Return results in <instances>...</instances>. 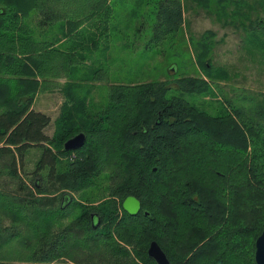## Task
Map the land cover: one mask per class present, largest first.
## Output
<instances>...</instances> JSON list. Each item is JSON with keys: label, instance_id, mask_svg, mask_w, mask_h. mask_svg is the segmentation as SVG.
<instances>
[{"label": "rangeland", "instance_id": "rangeland-1", "mask_svg": "<svg viewBox=\"0 0 264 264\" xmlns=\"http://www.w3.org/2000/svg\"><path fill=\"white\" fill-rule=\"evenodd\" d=\"M203 1L205 5H198L196 0H44V3L42 0H1L9 9L6 15L7 24L13 21L11 26L16 23L15 31L22 30L28 34L30 50L39 48L36 53L41 54V67L45 74L38 76L41 79V88L35 91L33 107L51 116V122L46 128L48 134L54 135L57 132V121L67 104L71 106L73 103H85L84 108L69 109L73 110V114L80 121L89 124L90 119L87 118L86 111L99 118L104 109L112 103L111 96L117 92L118 85L138 90L133 106L127 109L125 114L117 116L123 128L120 123L109 126L106 118L101 119L104 129H108L109 146L105 148H109L108 155L112 161L101 167L100 174L94 177L96 182L83 188L65 189L72 193L74 202L82 203L84 208L89 206L90 212H95L94 210L106 204L110 208L101 214L104 215L108 211L124 214L123 200L127 195H121L120 192L124 189L120 186L124 178L119 172L118 164L134 151L135 145L139 143L138 138L129 135L134 129L127 130L125 125L128 121L135 122V117L141 112L139 93L142 88L151 85L149 93L158 95L161 91L156 89L161 88L163 83L178 81L179 88L167 89L165 97L184 98L194 109H203L208 111V114L227 116L226 113H231L233 118L239 120H236L238 123L241 122L240 126L248 136L245 156L243 152L235 150L233 143L227 141L230 150L225 154L226 159H223L226 169H205L203 165L193 168L196 183L206 187L205 197L216 198L223 205L225 203L227 221L214 219L216 209L209 207L202 216H194L193 220L186 223L188 229L184 230L180 226L181 234L178 230L174 231V237L187 238L194 243L203 239L206 236L204 234L217 233L216 236L221 237L219 228L227 224L230 230L239 231L242 236L238 238L237 248L242 251L241 246H245V254L233 260L232 264H254L251 253L253 254V249L256 253V241L254 246L252 241L254 242L264 223V199L261 206L263 210L260 211L261 207L256 209L252 205L246 185L250 173L243 168L241 159L244 156L248 166L250 164L256 167V174L262 179L261 185L264 186V0ZM170 3L172 6H179L184 16L182 23L175 30H168L162 20V10L169 7ZM20 5H31V8L25 15L19 12L21 19L14 21L12 18ZM42 16L47 17L44 25L40 23L43 21ZM203 50L205 51L202 54ZM222 68L226 73L217 74ZM187 77L207 80V84H202L204 89L201 90H187L182 88L183 84L189 87L188 82L183 83ZM129 91L135 93V90ZM143 114L147 115L148 112ZM152 121L153 114L149 122ZM102 136L105 137L106 134ZM94 140H97V137L91 132L90 141ZM97 143L101 149L102 141ZM54 149H60L59 143L54 144ZM93 149L94 145L91 144V155L94 154ZM28 150L23 167L20 166V174L22 181L30 185L41 149L33 147ZM85 153L86 150L60 154L61 165L73 160L78 154ZM181 159L184 160L183 157ZM61 165L58 164V169H61ZM220 169L232 171L231 177L235 174L236 179L221 178ZM7 171V168L0 167V185L4 187L3 190L16 187L12 182L8 185ZM43 171L47 175V169L42 170V173ZM187 175L190 174H176V178L161 175L159 184L168 181V186H161V190H157V187L150 185L149 190H142L145 204L157 211L160 220L171 221L173 225L180 222L179 207L182 205L174 201L175 192L170 182L176 181L181 185ZM45 185L48 186V183ZM59 190L63 191L62 188ZM213 194L215 196H212ZM74 206L72 209L69 207L68 211L77 216L83 207ZM174 207L176 210L172 209ZM209 210L211 215L208 214ZM254 214L255 218L252 219ZM30 218L34 219L31 223ZM96 218L97 223H100L98 215ZM71 219L70 216L60 218L53 225L42 226L43 231L40 230L39 235L32 236L35 232L34 222L39 220L38 216L28 214L24 221H19L12 214L2 212L0 208V231L9 236L5 248L12 250V245L16 244L12 235H19L22 238L29 237L27 239L32 246L30 250H35L46 239L50 240L53 232L67 225ZM255 219L260 224L257 225V231L251 234L249 225ZM138 220L145 222L142 218ZM119 221L118 224H126L125 229L131 227L130 218L123 216ZM117 223L104 222L111 229L115 242L124 244L117 234ZM142 225L146 226L144 232L137 230L126 244L132 251V261L129 264H146L143 261V247L146 246L149 236L159 230L158 225L151 228L148 222ZM159 233L162 239L171 235L160 230ZM208 238L209 236L202 242ZM187 245L189 242L183 246L177 241V254L186 253V256H191L185 249ZM12 253L15 255H0V259L7 258L6 264L43 263L32 260L33 257L29 254L19 256L13 251ZM218 255L222 257L221 253ZM47 264L86 263H77L71 256L63 255Z\"/></svg>", "mask_w": 264, "mask_h": 264}, {"label": "trees", "instance_id": "trees-1", "mask_svg": "<svg viewBox=\"0 0 264 264\" xmlns=\"http://www.w3.org/2000/svg\"><path fill=\"white\" fill-rule=\"evenodd\" d=\"M196 2L198 5H205L203 0H196ZM40 4L41 1L38 7ZM30 8L31 5L27 7L20 5L12 20L21 19L19 12H23L25 15ZM8 11V7L0 0V167L8 169L6 172L8 185L12 182L14 185L16 184V187L3 190L4 187L0 185V208L2 212L12 214L19 221H24L28 214L38 216L39 220L34 222L35 232L32 236L39 235L40 230L44 229L42 226L53 225L60 218L70 216L72 219L61 229L54 231L52 238L46 239L35 250H30L32 246L27 239L29 237L22 238L19 235H12V240H15L16 244L12 245V250H6L5 244L9 241V236L0 231V255H15L12 251L19 256L29 254L33 257L32 260L43 262L37 264H47L63 255L71 256L77 263L129 264L132 261V251L126 244L130 242L134 232L137 230L144 232L146 226L142 224L145 222H148L151 228L158 225L157 229L162 233L171 234L162 239L158 230V233L149 236L146 246L142 250L145 256L143 261L146 264H159L148 253V247L153 239L157 240L165 250L170 264H232L233 260L244 255L245 246H241L243 247L242 251L237 248L238 238H242V236L239 231L230 230L227 224L219 228L221 237H217V233L204 234L206 236L197 241L200 243L198 246L195 245L197 242H191L187 238L176 239L174 237V231H179L180 226L184 230L188 229L186 223L193 220L194 216H202L209 207L216 209V213L213 215L214 219L227 221L225 219V203L223 205L216 198L205 197L206 187L196 183L193 178V168L203 165L205 169L213 167L226 169L223 159H226L225 154L230 150L227 141L233 143L235 150L243 152L245 156L248 148V136L240 126L241 122L238 123L236 121L238 119L233 118L231 113H226L227 116L208 114V111H203V109H194L190 102L184 98L165 97L167 89L179 88L178 81L163 83L161 88L156 89L161 93L154 94L155 96L149 93L151 85L145 89L142 88L139 93L141 112L135 117V122L128 121L125 125L127 130L134 129L129 132V135L132 138H138L139 143L135 145L134 151L118 164L119 172L124 178L120 184L124 187L120 191L121 195L134 194L139 197L142 201L141 209L137 214H131L124 209L122 215L116 211H108L103 215L101 212H106L110 208L105 204L94 210L95 212H90L89 206L85 209L81 205L82 203L74 202L72 193L65 189L66 187L68 189L83 188L96 182L94 177L100 174L101 167L105 166L108 161H112L108 155L109 148H105V146H109L108 129H104L101 119L106 118L109 126L120 123L123 128L124 126L117 116L125 114L127 109L133 106L138 90L118 85L117 92L111 96L112 103L104 109L99 118L94 113L86 111L87 118L90 119L89 124L86 122L87 125L73 114L72 109H69V107L84 108L86 107L85 103L81 105L73 103L71 106L67 104L57 121V132L54 135L48 134L46 128L51 122V116L33 107L35 91L41 88V79L38 76L45 74L41 67L43 60L40 57L41 54L36 53L39 48L33 50L28 48V34L22 30L15 31L16 23L14 22V25L11 26L13 21L11 24H7ZM162 15V20L169 28L168 30H175L184 19L182 9L179 6H172L171 3L169 7L162 10ZM42 19L43 21L40 23L44 25L47 17L42 16ZM1 26L3 27L1 28ZM220 70L217 71V74L226 73L224 68ZM206 81L197 77H187L183 83L188 82L189 87L183 84L182 88L201 90L204 89L202 84ZM129 90H135V93L132 94ZM145 111L148 112L147 115L143 114ZM152 114L153 121L149 122ZM81 131H84L87 136L84 144L76 149L66 150L64 142ZM91 132L97 137V140L92 142L90 141ZM102 134H106V136L103 137ZM98 141H102L101 149H99ZM56 143H59L60 149H54ZM91 144L94 145L93 155L89 152ZM111 145L115 147L113 144ZM33 147L41 149V154L37 159L32 184L28 185L21 179L20 166L23 167L24 157L29 151L28 149ZM82 150H86V153L78 154L73 160L61 165L60 154L67 155L72 151L81 152ZM244 156L241 163L243 168L249 170L250 173L246 183L248 193L252 205L258 209L263 205L264 186L261 185L262 179L256 174V167L250 166V164L248 166ZM182 157L185 161L181 159ZM58 164L61 165V169H58ZM44 169H47V175L44 171L42 173ZM182 173L190 174L187 175L184 183L182 182V186L176 181L170 182L175 192L174 201L182 205L179 207L181 210L180 222L173 225L171 221L160 220L157 211L145 204L143 191L144 189L149 190L150 185L157 187V190L161 186H168V181L159 184L161 175L176 178V174L179 176ZM231 175L232 171L220 169L219 176L221 178L236 179L235 174L233 177ZM47 183L48 186L45 185ZM243 187H245V181ZM61 188L63 191L59 190ZM73 206L83 207L79 215L74 216L68 211L69 207L72 209ZM172 209L176 210V207ZM263 209L261 207L260 211ZM257 211L259 212V210ZM210 212L209 210V215H211ZM92 214L94 215L92 216ZM255 214L252 219L255 218ZM97 215L101 219L100 223L96 221ZM123 216L130 218L129 225L131 227L129 229H125L126 224L125 226L122 223L118 224ZM138 218H142L145 222L141 223ZM33 220L30 218V223ZM105 221L114 224L119 221L118 225L116 224L118 226L117 234H119V239L125 242L124 244L120 241L119 244L115 242L111 229L108 228L107 223L104 224ZM259 224L257 219L251 221L249 225L251 234L257 231ZM263 227L264 223L259 234L263 231ZM29 228L34 229L33 226H29ZM244 228H246L245 223ZM179 233L181 234L180 231ZM258 233L254 242L252 241L253 246L259 236ZM15 234L17 233L15 232ZM207 236L209 238L202 242ZM177 241H180L183 246L189 242L185 249L191 256H186V253L177 254L175 250ZM252 252L251 259L253 258L254 264H257L254 249ZM220 253L222 257L218 255ZM5 259L7 258L0 259V264H6Z\"/></svg>", "mask_w": 264, "mask_h": 264}, {"label": "water", "instance_id": "water-1", "mask_svg": "<svg viewBox=\"0 0 264 264\" xmlns=\"http://www.w3.org/2000/svg\"><path fill=\"white\" fill-rule=\"evenodd\" d=\"M86 138V133L84 131H81L75 134L74 136L68 138L64 142V148L66 150L76 149L84 144ZM141 205V199L134 194L127 195L123 200V207L131 214H137L141 209ZM98 222H100V219L98 220ZM148 253L159 264H170V260L167 256V253L157 240L153 239L150 242ZM255 258L257 264H264V229L256 240Z\"/></svg>", "mask_w": 264, "mask_h": 264}, {"label": "flooded vegetation", "instance_id": "flooded-vegetation-1", "mask_svg": "<svg viewBox=\"0 0 264 264\" xmlns=\"http://www.w3.org/2000/svg\"><path fill=\"white\" fill-rule=\"evenodd\" d=\"M94 214H92V216H93Z\"/></svg>", "mask_w": 264, "mask_h": 264}]
</instances>
